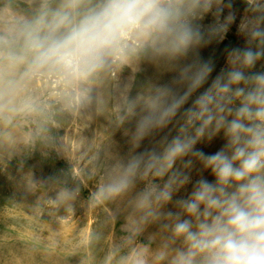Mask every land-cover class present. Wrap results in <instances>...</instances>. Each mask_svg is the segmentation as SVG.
I'll return each mask as SVG.
<instances>
[{
  "label": "clouds",
  "instance_id": "clouds-1",
  "mask_svg": "<svg viewBox=\"0 0 264 264\" xmlns=\"http://www.w3.org/2000/svg\"><path fill=\"white\" fill-rule=\"evenodd\" d=\"M241 2L0 0V164L66 161L24 188L58 220L122 219L99 264H264V0ZM233 26L217 71L201 52ZM103 238L81 240L89 264Z\"/></svg>",
  "mask_w": 264,
  "mask_h": 264
},
{
  "label": "rangeland",
  "instance_id": "rangeland-1",
  "mask_svg": "<svg viewBox=\"0 0 264 264\" xmlns=\"http://www.w3.org/2000/svg\"><path fill=\"white\" fill-rule=\"evenodd\" d=\"M234 7L242 12L241 0H234ZM241 43L233 26L223 42L203 49L201 55L204 58L214 57L216 70L219 71L224 65L223 49ZM153 74L154 69L147 67L141 79ZM99 122L104 121L101 119ZM95 127L94 124L84 134L91 136ZM114 139L117 142V150L125 154L126 138L121 132H117ZM222 144L223 140L217 138L211 144H201L197 147L206 153H213ZM67 167L66 161L55 153L44 156L39 149L30 154L14 156L11 160L6 159L4 164H0V264H89L80 242L93 230L102 231L104 235L103 240L91 250L95 264H99L108 244L120 235L122 219L113 228L112 225L104 223L102 213H86L79 202L75 206L74 216L69 212L63 220H58L55 214L47 210L43 214L36 210L35 201L38 194L26 193L23 178L31 173L34 179L45 181L50 176L59 175L61 170H67ZM204 175L207 179H212L209 173ZM195 178L194 173L193 179ZM91 188L90 184L89 188L82 190L81 200L88 197ZM190 189L191 185L188 186L189 191ZM184 194L183 191L180 193ZM60 214L62 215L63 211Z\"/></svg>",
  "mask_w": 264,
  "mask_h": 264
}]
</instances>
